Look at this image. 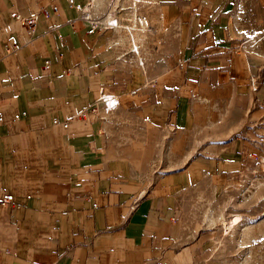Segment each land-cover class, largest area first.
<instances>
[{"label":"crops","instance_id":"0c3cea01","mask_svg":"<svg viewBox=\"0 0 264 264\" xmlns=\"http://www.w3.org/2000/svg\"><path fill=\"white\" fill-rule=\"evenodd\" d=\"M75 1L122 27L0 0V264H214L203 203L264 116V0ZM39 13L30 34L15 18Z\"/></svg>","mask_w":264,"mask_h":264},{"label":"rangeland","instance_id":"374dc122","mask_svg":"<svg viewBox=\"0 0 264 264\" xmlns=\"http://www.w3.org/2000/svg\"><path fill=\"white\" fill-rule=\"evenodd\" d=\"M250 123L252 157L216 199L203 203L221 215L216 218L220 223L213 243L214 264H264V116Z\"/></svg>","mask_w":264,"mask_h":264},{"label":"built area","instance_id":"2783aa9c","mask_svg":"<svg viewBox=\"0 0 264 264\" xmlns=\"http://www.w3.org/2000/svg\"><path fill=\"white\" fill-rule=\"evenodd\" d=\"M68 1V5L70 8H74L75 10L79 11L81 14V18L83 19V21H85L88 25H89V30L88 33L93 34L95 32H100L109 28H121L122 25L119 24L118 19L113 17L112 15H107L103 18H94L91 12L90 7H83L79 4L76 3L75 0H67ZM52 10L54 12L58 11V7L57 6H53ZM43 13L47 14L48 12H46V10H43ZM42 13H39L35 16H32L30 18L24 19L22 18L20 15H16L15 18L17 20H19L22 25L26 28V30L28 31V33H32L33 29L36 26V22L38 20V18L40 17ZM129 33L131 35V30H129ZM132 38V36H131ZM132 43H133V51L135 53H137V47L134 44V40L132 39ZM12 46L14 48V50H16L18 48V44L17 41H13L12 42ZM50 66V62L47 61L45 62V68H49ZM251 84L253 86V89L256 90L258 88L257 85V78L252 77L251 78ZM119 97L105 92L103 88H101L100 92H99V97L95 103V107L93 109V112L96 113L99 111V109L102 110V113L105 115H108L112 112H114L115 110H117V108L119 107ZM84 113H82L81 115H84ZM2 120V118L0 117V121ZM57 123V122H56ZM64 125H67L66 123ZM249 158L252 157L251 154H249L248 156ZM257 164H259V162H257ZM13 204V197L12 196H7L5 198H3L0 201V205L1 206H6V205H11Z\"/></svg>","mask_w":264,"mask_h":264}]
</instances>
